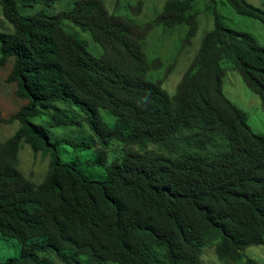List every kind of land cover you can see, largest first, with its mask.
<instances>
[{
  "label": "trees",
  "instance_id": "obj_1",
  "mask_svg": "<svg viewBox=\"0 0 264 264\" xmlns=\"http://www.w3.org/2000/svg\"><path fill=\"white\" fill-rule=\"evenodd\" d=\"M54 1L0 0L13 25L0 31V68L12 64L0 87L8 82L17 101L26 100L9 118L0 110V127L19 123L0 141V239L21 247L0 264H202L208 248L226 263L260 264L246 252L264 246V135L249 128L224 86L237 71L264 106V42L229 25L220 7L264 27V0H201L213 27L197 43L199 0H162L144 23L132 14L145 0L123 14L102 0L51 12ZM26 6L36 10L23 14ZM66 20L102 54H92ZM155 28L175 38L167 73L193 47L172 94L147 77L159 67L145 51ZM60 101L85 112L92 138L79 142L96 147L95 158L60 157L49 126L82 122ZM44 110H53L47 125L31 120ZM23 143L34 155L51 154L40 184L20 168ZM88 166L102 167L101 176Z\"/></svg>",
  "mask_w": 264,
  "mask_h": 264
},
{
  "label": "rangeland",
  "instance_id": "obj_2",
  "mask_svg": "<svg viewBox=\"0 0 264 264\" xmlns=\"http://www.w3.org/2000/svg\"><path fill=\"white\" fill-rule=\"evenodd\" d=\"M75 0H55L52 5L48 7L51 12H57L59 10H64L71 8ZM109 6L112 5V0H106ZM162 0H158L156 3L154 0H145V4L139 15L132 14V17L139 22H146L153 19L155 7L157 9L160 7ZM201 0L198 2L199 9V31L198 36L194 39V43L199 42L198 39L209 29L213 27V18L208 14ZM136 3V0H120V4L117 7V12L125 13L132 11L130 8ZM120 7V8H119ZM223 14L225 15L226 22L232 27L239 30H249L254 35H256L261 41L264 42V27H261L255 20L248 17L235 13L230 6L223 5ZM36 10L34 6L20 7V11L23 14H31ZM65 27L71 32L77 34L87 45L88 50L99 56L102 54L103 50L100 45L94 41L92 36L87 32L81 30L79 27L74 25L71 21L66 20L64 22ZM13 25L2 15L0 10V31H11ZM156 30L150 34L147 42V52L151 59L160 58L162 60L161 69L155 71L153 75L158 78H164L163 86L169 93H174L178 82L180 81L183 73L190 64V60L193 54V47L183 50L177 55V62H175L170 73H166V70L171 61L173 52L176 51L174 43V36L168 32H164L160 28H155ZM174 32V31H173ZM172 32V33H173ZM178 46V45H177ZM11 63L7 66L0 68V74L5 79L11 69ZM224 91L231 100L242 107L248 118L249 126L252 130L258 134L264 135V110L262 107V102L260 96L252 91L242 80L241 76L237 71L229 70L225 78ZM15 96L13 86L5 82L0 87V110L4 117L9 118L11 115L15 114L21 106L26 103L25 99L21 101ZM58 106L66 108L69 114L82 118V122L78 124H60L49 126V131L53 140L57 141L59 155L64 161L72 160H85L90 158H95L97 155L96 147H85L79 141L82 139H88L91 136V129L86 120L85 112L81 108L73 103L60 101ZM53 110L43 111L40 115L34 116L31 120L42 125H47L49 120L52 118L51 114ZM98 114L106 121L108 124L113 125L116 122L115 116L110 114L105 109H99ZM19 128V123L15 122L10 126L0 127V141H6L11 137ZM77 140L78 143L74 147L71 141ZM121 150L118 151L120 154ZM20 168L27 175L32 176V180L36 184L42 183L44 176L48 170L51 154L45 156L43 152L38 155H34L30 146L23 143L20 154ZM90 172L94 173L97 177L101 176L103 168L99 166H88ZM20 244L14 241L1 240L0 239V260H5L7 258H18L20 256ZM247 257H250L260 264H264V246L251 247L246 252ZM202 264H231L219 260L214 252V248H208L203 252Z\"/></svg>",
  "mask_w": 264,
  "mask_h": 264
},
{
  "label": "clouds",
  "instance_id": "obj_3",
  "mask_svg": "<svg viewBox=\"0 0 264 264\" xmlns=\"http://www.w3.org/2000/svg\"><path fill=\"white\" fill-rule=\"evenodd\" d=\"M103 2H104V4H105V6L107 7V9L109 10V11H114L115 12V14H123V13H120V12H117V7L119 6L118 5V3L120 4V0H112V5L111 6H109L108 4H107V2H106V0H102ZM120 8V7H119ZM139 22V21H138ZM147 22V21H146ZM140 23H144V22H140ZM156 29H154L153 31H151V33L152 32H154ZM150 33V34H151ZM150 34H149V36H148V38H147V40H146V42H145V51H146V53H147V55H148V52H147V42H148V39H149V37H150ZM100 56V55H99ZM148 58H149V60L152 62V63H154V64H159V67H154V66H151L150 67V69H149V71H147V77H148V80H152V81H159V80H161V81H164V78L162 79V78H158V77H155L154 75H153V73L155 72V71H159V69H161V64H162V60L160 59V58H155V59H151L150 58V56L148 55ZM168 68H169V66H168ZM168 68H167V70H168ZM167 70H166V73H165V75L167 74ZM171 72V71H170ZM179 83V82H178ZM247 85V84H246ZM162 86H163V82H162ZM248 86V85H247ZM164 87V86H163ZM249 87V86H248ZM250 88V87H249ZM251 89V88H250ZM176 90V89H175ZM252 90V89H251ZM253 91V90H252ZM225 92V91H224ZM255 92V91H254ZM256 93V92H255ZM256 94H258V93H256ZM225 95H226V93H225ZM259 95V94H258ZM260 96V95H259ZM226 97L232 102V104H234L236 107H239L243 112H244V114H245V117H246V121H247V124H248V126H249V123H248V118H247V114H246V112H245V110L242 108V107H240L237 103H235L233 100H231V98L228 96V95H226ZM261 99V98H260ZM261 102H262V107H263V110H264V106H263V100L261 99ZM249 128L252 130V128L249 126ZM253 131V130H252ZM254 132V131H253ZM256 133V132H255ZM258 134V133H257ZM262 135V134H261ZM179 136V135H178ZM178 142H179V140L177 141V144H178ZM180 144H181V142H179ZM165 147V146H164ZM168 153V152H167ZM168 155H170L169 153H168Z\"/></svg>",
  "mask_w": 264,
  "mask_h": 264
}]
</instances>
